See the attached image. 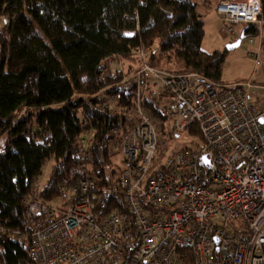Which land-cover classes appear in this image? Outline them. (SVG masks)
<instances>
[{
    "label": "built area",
    "instance_id": "built-area-1",
    "mask_svg": "<svg viewBox=\"0 0 264 264\" xmlns=\"http://www.w3.org/2000/svg\"><path fill=\"white\" fill-rule=\"evenodd\" d=\"M216 13L233 43L238 27L256 26L264 52L262 0H220ZM147 57L123 79L135 100L129 123L103 148L124 170L93 173L90 131L79 141L81 178L59 185L68 205L44 202L47 181H38L25 202L28 232L17 238L35 264H264V86L155 70ZM149 90L164 98L171 135L196 129L202 140L169 168L156 162L166 143L142 104Z\"/></svg>",
    "mask_w": 264,
    "mask_h": 264
},
{
    "label": "trees",
    "instance_id": "trees-1",
    "mask_svg": "<svg viewBox=\"0 0 264 264\" xmlns=\"http://www.w3.org/2000/svg\"><path fill=\"white\" fill-rule=\"evenodd\" d=\"M204 37L192 0H0V264H35L16 236L28 232L26 199L49 164L48 204L64 179L81 178L79 141L90 131L89 167L106 177L103 148L129 123L135 100L123 79L141 69V52L155 70L221 82L225 53H206ZM163 102L149 90L142 104L164 125Z\"/></svg>",
    "mask_w": 264,
    "mask_h": 264
},
{
    "label": "rangeland",
    "instance_id": "rangeland-1",
    "mask_svg": "<svg viewBox=\"0 0 264 264\" xmlns=\"http://www.w3.org/2000/svg\"><path fill=\"white\" fill-rule=\"evenodd\" d=\"M197 5V11L201 15L204 22L205 37L202 49L208 53L215 52L225 53V62L222 68L221 82L226 85L232 84H251L252 86H264V52H258L260 39L253 38V44L249 38L242 40L241 45L232 51H227V46L232 44L231 38L225 37L222 33V22L216 13L217 0H192ZM245 27H238L237 35L242 37ZM252 54L254 57H252ZM112 67L126 69L125 64H112ZM164 103V102H163ZM165 104V103H164ZM163 104V105H164ZM173 122L168 119L164 123V131L161 136L166 147L157 155V165L163 168H169L176 156L183 153L187 149L197 148L202 144L200 137L189 132L169 135L172 132ZM173 143H172V142ZM113 168L116 170H124L125 165L122 163L120 155L112 159ZM51 164L44 169L41 180L47 181L49 178ZM69 198L57 199L52 204L57 206H66ZM63 203V204H62ZM238 227L243 228L240 222H236Z\"/></svg>",
    "mask_w": 264,
    "mask_h": 264
},
{
    "label": "water",
    "instance_id": "water-1",
    "mask_svg": "<svg viewBox=\"0 0 264 264\" xmlns=\"http://www.w3.org/2000/svg\"><path fill=\"white\" fill-rule=\"evenodd\" d=\"M244 39H245V36L242 35V37L237 42L227 46V48H226L227 51H232V50L237 49L241 45L242 40H244ZM261 122H263V121H261ZM204 161H206V160L204 159Z\"/></svg>",
    "mask_w": 264,
    "mask_h": 264
},
{
    "label": "crops",
    "instance_id": "crops-1",
    "mask_svg": "<svg viewBox=\"0 0 264 264\" xmlns=\"http://www.w3.org/2000/svg\"><path fill=\"white\" fill-rule=\"evenodd\" d=\"M220 0H217V2L219 3ZM235 43V42H234ZM264 48V47H263Z\"/></svg>",
    "mask_w": 264,
    "mask_h": 264
}]
</instances>
